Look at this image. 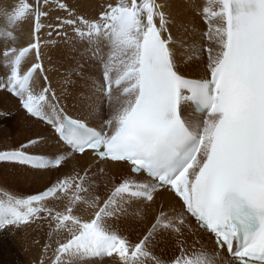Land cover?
I'll list each match as a JSON object with an SVG mask.
<instances>
[{
  "label": "snow or ice",
  "instance_id": "1",
  "mask_svg": "<svg viewBox=\"0 0 264 264\" xmlns=\"http://www.w3.org/2000/svg\"><path fill=\"white\" fill-rule=\"evenodd\" d=\"M5 15L0 88L53 136L0 150L4 179L60 175L0 193V231L47 221L49 264H264V0H20Z\"/></svg>",
  "mask_w": 264,
  "mask_h": 264
},
{
  "label": "rangeland",
  "instance_id": "2",
  "mask_svg": "<svg viewBox=\"0 0 264 264\" xmlns=\"http://www.w3.org/2000/svg\"><path fill=\"white\" fill-rule=\"evenodd\" d=\"M28 2L32 3L33 0H28ZM73 2H74V0L69 1V3H73ZM19 3H20V0H14V1H12V0L11 1L10 0H0V17H1L0 18V23H1L0 24V33H2L5 30H11L9 28L7 17L5 15V13L10 11L15 5H18ZM4 9H5V11H4ZM59 14L63 15V13H59ZM90 14L95 15L94 12H92ZM3 22H5V23H3ZM22 26H23V28H26L25 24L17 25L19 30H21L19 27L22 28ZM45 30L47 33L49 31L47 28H45L41 32V38H42V41H44V43L42 44L43 61L49 62L50 66L52 68V62H50V54L52 55V53H51L52 51L51 52H49V51L52 50L54 45L52 43H49V37L46 36L47 33L45 32ZM199 33H200V29H199ZM16 34H19V32H17ZM50 39H51V41H55L56 43H60V44L63 43V41L59 37H56L55 35H53V37H51ZM2 44H3V36H0V47H2ZM47 48H49V51ZM44 56L45 57L47 56V57L45 58ZM29 57H31V56H29ZM29 57H28V59H29ZM47 60H49V61H47ZM53 60H54V58H53ZM6 72H7L6 69H0V81H2L4 79ZM7 98H9V100H7ZM105 111L107 112V109H105ZM70 112H72V111H70ZM31 122L32 121L29 120L28 118H26L22 114V112L19 110V108L17 107L16 99L11 94L6 93L2 88H0V150H2L6 146L7 147L18 146V144L20 142H25L26 137L32 136L34 133H36V131L37 132L41 131L39 128V126H41V125L38 122H35V123H37V125H33ZM43 130H45V132H43L44 136L46 138H49L50 133L44 128H43ZM48 141H49L48 144L45 146V151H48V152L55 151L56 148L55 147L53 148V146L51 145V140L49 139ZM73 161L75 163L74 165H76V167L78 168L79 161L75 160V159H73ZM82 168H84V167L81 165L79 167V169H82ZM71 170H72V168H65L63 170V172L68 173V171L71 172ZM12 172H13V169L11 167L5 166L4 164H0V193L11 192L14 195L31 194V193L35 192L37 189L42 188L45 184L55 181L57 176L60 175L55 170H52V172H48L47 174H45L43 180L38 184H31L28 182H20L19 184H17L15 182H13L10 177L7 180L4 179L5 176H8V174H10ZM53 203H55V201H53ZM48 206H52V204L50 203ZM38 222L39 221H37V225H40L42 227L38 230L36 228V232H38L39 239H38V237L36 239H35V237H33L36 235V233L34 235V233H33L34 230L32 228H30V226L22 228L19 231V233L17 231H15L14 229H9L7 231V233L5 234V236L11 242V245H10L11 247H9L11 251H9V253H10L11 257L13 258L14 264H41L40 261H42V260L44 261L45 264H49V257L52 255V248H49L47 251H45L44 246H45V244H52V247L54 248L55 244L52 242L55 239H57L58 237L56 235H52L51 237L49 236V233L51 230L48 227L47 221H45V222L40 221L39 224H38ZM42 229H43V231H42ZM14 231L17 232V234ZM29 231H30V233H29ZM44 231H45V233H43ZM27 236H29V237H27ZM11 238H13V239H11ZM25 238L26 239L29 238L30 240L32 239L31 241H29V243L27 241L29 248H26L25 244H23V243L21 244V242H22L21 240H26ZM29 239H27V240H29ZM32 244H34V245H32ZM30 245L32 246V248ZM32 249H34V251H32ZM157 254H159V253H157ZM23 255L28 256V257H24ZM29 257H31V258H29ZM30 259H32V260H30ZM5 260H7V258Z\"/></svg>",
  "mask_w": 264,
  "mask_h": 264
},
{
  "label": "bare ground",
  "instance_id": "3",
  "mask_svg": "<svg viewBox=\"0 0 264 264\" xmlns=\"http://www.w3.org/2000/svg\"><path fill=\"white\" fill-rule=\"evenodd\" d=\"M11 1V0H10ZM12 1H14V0H12ZM70 0H68V2H69ZM18 2V1H17ZM196 2L199 4V5H202V6H207L209 3H210V0H196ZM4 4V3H3ZM71 4V3H70ZM6 5V4H5ZM16 6V5H15ZM4 11H5V9H4ZM1 18V17H0ZM6 19V18H5ZM6 22V21H5ZM5 22H3V23H5ZM1 24V23H0ZM7 24V23H6ZM24 26V25H23ZM23 26H22V28L21 27H19L21 30H24V31H26V28H23ZM195 26H196V29H197V36H198V38H199V36H200V33H199V29H200V25H199V22H198V20H197V18H196V23H195ZM18 28V27H17ZM45 32H46V30H45ZM47 33V32H46ZM47 36V35H46ZM61 41V40H60ZM48 45V44H47ZM52 45V44H51ZM45 47V46H44ZM43 49V48H42ZM48 49V51H49V48H47ZM49 52H51V50L49 51ZM52 53V52H51ZM31 56V55H30ZM50 56H51V54H50ZM45 57V56H44ZM47 57V56H46ZM45 57V58H46ZM31 59V57H29V60ZM47 61H49V60H47ZM43 62V64H44V67L46 68V69H48L49 70V74H50V78L52 79V83H53V87H56L57 86V80L59 79V77H57V76H55V75H52L51 74V66H50V63L49 62H44V61H42ZM62 71V70H61ZM7 100H9V98H7ZM11 101V100H10ZM6 105V104H5ZM19 112V111H18ZM17 114V113H16ZM69 114H72V115H77V113H75V112H69ZM30 120V119H29ZM33 125H37V123H35V122H31ZM39 126V125H38ZM39 128H40V132L41 133H43V132H45V130H43L40 126H39ZM38 128V129H39ZM37 132V131H36ZM33 134V133H32ZM51 136L49 135V138H50ZM51 140V145L53 146V148L55 147L56 148V145L54 144L55 143V141L53 140V139H50ZM49 142V141H48ZM47 149V148H46ZM75 160H78L79 161V166H78V168L77 169H79V167L82 165L83 167H85V166H87L90 162H91V157L89 156V155H87V156H84V157H77V158H74ZM75 163H74V161L72 160V161H70L69 162V165H68V167L67 168H72L73 167V165H74ZM68 170V169H67ZM109 171H111V170H109ZM50 172H52V171H50ZM70 171H68V173H69ZM47 174V173H46ZM153 207H155V206H153ZM148 216H149V219H151V212H149V214H148ZM40 222V221H39ZM39 222H38V224H39ZM45 222V221H44ZM38 226V227H37ZM30 228H32L33 230H34V235H35V233H36V235L35 236H33V237H35V239L38 237V239H39V236H38V232H36V228H37V230L38 229H40V228H42L40 225H37V222H35V223H33L31 226H30ZM16 231V230H15ZM14 231V232H15ZM42 231H43V229H42ZM48 231V230H47ZM46 231V232H47ZM18 233H19V231H17ZM17 232H15L16 234H17ZM27 232V231H26ZM32 232V231H31ZM7 232H3V231H0V264H14L13 262V258L11 257V255H10V253H9V251H11L10 250V248L9 247H11L10 245H11V242L9 241V239L5 236V234H6ZM29 233H30V231H29ZM28 233V234H29ZM43 233H45V231L43 232ZM41 235V234H40ZM12 236V235H11ZM26 236V235H25ZM45 236V235H44ZM27 237H29V236H27ZM31 237V236H30ZM24 238V237H23ZM32 238V237H31ZM55 238V237H54ZM11 239H13V238H11ZM26 239V238H25ZM27 239H29V238H27ZM21 240L22 242H21V244L23 243V244H25V246H26V248H29L28 247V244H27V241H28V243H29V241H31L30 239L29 240ZM34 239V238H33ZM34 239V240H35ZM18 240V239H17ZM20 241V240H19ZM18 242V241H17ZM53 243V242H52ZM209 243V242H208ZM32 245H34V244H32ZM39 245V244H38ZM16 246V245H15ZM31 246V245H30ZM55 247V246H54ZM31 248H32V246H31ZM30 248V249H31ZM12 249V248H11ZM37 249V248H36ZM31 251V250H30ZM32 251H34V249H32ZM26 252V251H25ZM28 255V254H27ZM24 256V255H23ZM32 256V255H31ZM17 257V256H16ZM24 257H28V256H24ZM7 258V260H5ZM29 258H31V257H29ZM24 260V259H23ZM30 260H32V259H30ZM6 262V263H5ZM25 262V261H24ZM31 262V261H30ZM41 262V261H40ZM45 264V263H44Z\"/></svg>",
  "mask_w": 264,
  "mask_h": 264
}]
</instances>
